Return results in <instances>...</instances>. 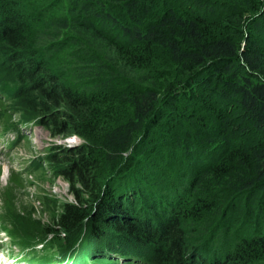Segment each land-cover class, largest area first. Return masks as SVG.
Wrapping results in <instances>:
<instances>
[{
    "label": "trees",
    "instance_id": "trees-1",
    "mask_svg": "<svg viewBox=\"0 0 264 264\" xmlns=\"http://www.w3.org/2000/svg\"><path fill=\"white\" fill-rule=\"evenodd\" d=\"M3 3L13 11L0 18V48L27 70L22 98L45 109L54 134L69 127L95 146L65 154L76 201L55 230L72 234L96 204L83 226L110 219L120 236L150 248L134 254L152 264H264V0ZM66 67L80 86L59 82ZM62 109L64 127L55 124ZM85 114L92 124L79 128ZM123 172L137 177L128 183ZM76 178L90 194L104 190L86 208ZM121 184L127 201L140 192L153 224L122 211Z\"/></svg>",
    "mask_w": 264,
    "mask_h": 264
},
{
    "label": "rangeland",
    "instance_id": "rangeland-1",
    "mask_svg": "<svg viewBox=\"0 0 264 264\" xmlns=\"http://www.w3.org/2000/svg\"><path fill=\"white\" fill-rule=\"evenodd\" d=\"M11 11H13L11 6L1 4L0 18L4 15H10ZM9 54L8 48H0V230L5 227L10 233V241L4 232L0 234L1 245L8 241L4 251L9 252L10 255L24 257L23 261H28V264H67L71 259L72 262L82 259L80 264H152L151 256L146 260L139 254H134V252L138 253L143 249L150 251V248L143 243L134 242V239L120 236L117 231L109 227L110 219H94L95 221L92 219L91 224L89 221L86 226H83V221L90 220L89 216H93L94 205L96 206V204H93L89 211L86 210L85 215L87 216L81 219L77 224L76 231L72 234L65 235L60 229L55 230L54 226H57L56 221L60 212L66 205L76 201L71 190V183L66 174L62 173L66 170H73L75 167V165L69 166L65 154L68 149L74 147H81L84 151L90 152L92 151L91 148L95 149V146L86 137L71 131L69 127H64L69 119L63 114L65 109H62V113L56 119L55 124L57 126V122L62 120V126L66 129L63 133L54 134L52 128L58 127L47 125L48 115L45 109L38 107L33 99L22 98L21 94L30 89V85L26 80H24V85L19 78L25 73L27 74V70L19 68L20 63L23 62L20 58L15 60L18 65H13L6 60V56ZM61 68H63L62 71L65 69L64 66ZM30 73L34 74L35 70L30 71ZM79 74V72L67 68L59 82H67L72 85L75 82L72 78L79 76ZM75 83L80 86L79 80ZM10 88L13 89L12 92L9 91ZM81 88L84 89L82 86ZM75 124L79 128H84L85 125L92 124V120L89 114H85V117H79L78 120H75ZM2 130L18 133L19 140L12 143L10 147L8 140L1 138ZM93 153L98 152L93 151ZM98 161L103 164L102 160ZM133 174L132 176L123 172L122 175L123 178L126 177L125 180L129 183L133 181L134 176L137 177L135 173ZM76 179L75 185L82 192L81 198L85 200L82 206L86 208L88 203H94L92 194L100 195L101 191L104 190L92 191L93 193L90 194V191L80 184L81 180ZM103 182L105 183L102 181L99 188L103 187ZM120 182L123 183L122 180ZM125 186L121 184L118 193L121 196L116 194L115 197L122 211L126 213L137 211L142 220H140L141 224H153L154 211L146 210L140 204V192L134 193L135 195L132 194V197L127 196L129 197L127 201L126 196L124 197L126 195ZM176 189L172 184L171 189L166 192L173 193ZM153 193L156 194L155 189ZM160 193L162 195L164 191L161 190ZM156 198L162 199L159 196ZM166 200L164 199L165 203H168L169 200L167 202ZM161 202L163 203L162 200ZM161 202L159 201L160 204ZM164 207L166 210H170L167 204ZM181 220L184 221V219ZM92 225L97 226L99 235L94 236V231L91 229ZM45 227L52 229L54 233L51 231L48 235L41 236V229ZM188 228L190 229V227ZM57 231H59L58 234H56ZM83 234L88 235L85 245L81 243ZM50 236L52 237L50 238ZM220 236L222 235H219L218 238L221 239ZM77 240L78 242H76ZM118 242H120L119 246ZM23 243L27 246L22 248H31L26 254L21 248ZM36 243L37 245H35ZM129 243L132 247L129 254L116 253V251L129 252ZM147 243L152 244L151 242ZM110 246L117 249L112 250ZM97 248L100 249L97 250ZM60 251L67 253L65 255L66 260H63ZM220 251L221 254L227 253L224 248ZM113 261L115 262L113 263Z\"/></svg>",
    "mask_w": 264,
    "mask_h": 264
},
{
    "label": "bare ground",
    "instance_id": "bare-ground-1",
    "mask_svg": "<svg viewBox=\"0 0 264 264\" xmlns=\"http://www.w3.org/2000/svg\"><path fill=\"white\" fill-rule=\"evenodd\" d=\"M2 147V146H1ZM7 149H9V148H7Z\"/></svg>",
    "mask_w": 264,
    "mask_h": 264
}]
</instances>
